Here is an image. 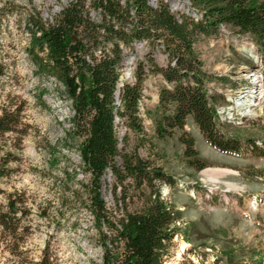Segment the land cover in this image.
Masks as SVG:
<instances>
[{
  "label": "rangeland",
  "instance_id": "1",
  "mask_svg": "<svg viewBox=\"0 0 264 264\" xmlns=\"http://www.w3.org/2000/svg\"><path fill=\"white\" fill-rule=\"evenodd\" d=\"M70 1L0 0V112L19 110L16 131L0 137V159L6 161L0 177V214L14 219L12 233L0 228V264H38L44 255L49 264H103L106 249L116 251L112 231L91 210L95 188L115 223L141 206L143 192L130 179L118 184L107 170L100 186L92 183L80 158L84 137L74 129L65 86L38 72L27 54L36 25L50 23ZM92 1L86 0L85 11L93 23L101 24L100 10ZM159 1L153 0L155 5ZM161 1L176 18L194 17L198 11L188 0ZM263 2L248 0L247 6ZM70 42L73 45L76 38ZM111 46L103 42L93 57L109 55ZM193 47L211 78L205 87L214 97L221 132L238 134L243 149L246 139H253L257 150L264 148V89H256L255 73L259 70L264 78V50L254 37L229 26L198 37ZM120 49L118 88L135 82L138 64L145 74L137 108L141 131L130 130L117 118L119 150L128 155L135 151L175 182L159 188L161 200L175 212L171 229L176 228L163 264H264V160L256 152H218L191 118L171 137L157 138L156 122L162 117L158 96L168 85L151 69H164L166 55L161 43L150 46L146 41L120 44ZM188 138L196 152L193 159L184 154ZM197 160L204 163L201 171L194 167Z\"/></svg>",
  "mask_w": 264,
  "mask_h": 264
},
{
  "label": "trees",
  "instance_id": "2",
  "mask_svg": "<svg viewBox=\"0 0 264 264\" xmlns=\"http://www.w3.org/2000/svg\"><path fill=\"white\" fill-rule=\"evenodd\" d=\"M188 1L198 9L196 16L176 18L161 0L155 7L150 0H123L124 5L120 0H93L92 6L100 10L102 21L95 24L85 11L86 0H71L50 23L36 25V31L31 33L27 54L38 72L52 75L66 88L74 129L84 137L80 158L92 183L100 186L109 170L118 184L130 179L136 190L143 192L139 209L125 212L115 223L100 189L95 188L91 210L96 220L112 231L111 243L116 251L111 253L106 249L103 264H163L165 249L176 229H171L175 212L161 200L159 192L162 184L175 186L172 177L139 158L135 151L128 155L119 150L121 141L115 135L114 123L117 118L124 119L130 130L141 131L137 108L145 74L143 65L138 64L135 82L118 88L120 44L161 43L166 55L164 69H151L152 74L159 72L168 85L158 96L157 108L162 117L156 122L157 138L171 137L174 130L181 131L191 118L206 142L218 152L230 155L256 152L264 160V148L257 150L253 139H246L247 146L243 149L238 134L230 136L221 132L212 106L214 97L205 87L211 78L203 71L193 47L198 37L214 34L220 26H229L254 37L264 50V2L258 7H248V0ZM71 37L76 38L73 45ZM103 42L112 43L110 54L96 59L93 51ZM18 125L19 110H1L0 137L15 132ZM192 146V140L186 139L184 154L193 159L196 152ZM195 162L196 170L205 168L203 162ZM5 163L0 159V177L5 175ZM9 208L11 214L16 213L12 203ZM13 220L10 215L0 214V228L12 233ZM38 264H49L48 257L44 255Z\"/></svg>",
  "mask_w": 264,
  "mask_h": 264
},
{
  "label": "built area",
  "instance_id": "3",
  "mask_svg": "<svg viewBox=\"0 0 264 264\" xmlns=\"http://www.w3.org/2000/svg\"><path fill=\"white\" fill-rule=\"evenodd\" d=\"M150 4H151L152 7H155L156 6L154 4L153 0H150ZM249 72H250V70H248V74H250ZM255 73H256V76H258V79H259V80H257L256 89L261 92V90L264 89V83H263L264 78L261 77V75L259 76V70H256ZM254 76H255V74H252V77H254ZM256 94H257V92H256Z\"/></svg>",
  "mask_w": 264,
  "mask_h": 264
},
{
  "label": "bare ground",
  "instance_id": "4",
  "mask_svg": "<svg viewBox=\"0 0 264 264\" xmlns=\"http://www.w3.org/2000/svg\"><path fill=\"white\" fill-rule=\"evenodd\" d=\"M247 51H248V52H251V51H252L251 47H250L249 49H247ZM239 104H240V103H239ZM240 106H242V105H240ZM240 106H239V107H240ZM184 246H185V245L182 244V250L184 249Z\"/></svg>",
  "mask_w": 264,
  "mask_h": 264
}]
</instances>
